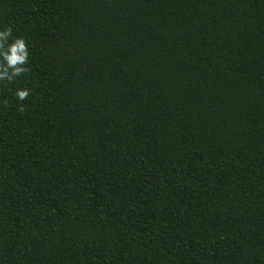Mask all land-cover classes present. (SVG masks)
<instances>
[{"label": "trees", "instance_id": "16d2710c", "mask_svg": "<svg viewBox=\"0 0 264 264\" xmlns=\"http://www.w3.org/2000/svg\"><path fill=\"white\" fill-rule=\"evenodd\" d=\"M4 26L0 264H264V0H0Z\"/></svg>", "mask_w": 264, "mask_h": 264}, {"label": "clouds", "instance_id": "9594fccd", "mask_svg": "<svg viewBox=\"0 0 264 264\" xmlns=\"http://www.w3.org/2000/svg\"><path fill=\"white\" fill-rule=\"evenodd\" d=\"M29 51L26 41L22 36H13L11 26L0 29V82H12L22 73L27 72ZM30 95L27 88H17L15 96L23 101ZM21 110L23 106H20Z\"/></svg>", "mask_w": 264, "mask_h": 264}]
</instances>
